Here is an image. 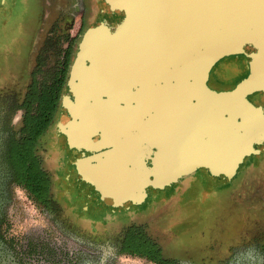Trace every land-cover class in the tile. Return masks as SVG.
Masks as SVG:
<instances>
[{
  "label": "water",
  "instance_id": "water-1",
  "mask_svg": "<svg viewBox=\"0 0 264 264\" xmlns=\"http://www.w3.org/2000/svg\"><path fill=\"white\" fill-rule=\"evenodd\" d=\"M90 2L96 15L81 34L61 109L71 145L77 132L93 152L110 148L87 158L89 170L78 161L92 202L141 204L198 170L230 182L263 154L264 104L249 97L264 95V0ZM225 57L246 60L243 79L212 78ZM109 108L124 125L106 122Z\"/></svg>",
  "mask_w": 264,
  "mask_h": 264
},
{
  "label": "flooded vegetation",
  "instance_id": "flooded-vegetation-1",
  "mask_svg": "<svg viewBox=\"0 0 264 264\" xmlns=\"http://www.w3.org/2000/svg\"><path fill=\"white\" fill-rule=\"evenodd\" d=\"M10 6L15 12L21 11L17 18H20L18 21L22 24V30L26 28V23L29 28L34 26L31 30H25L31 33L27 39L20 37L24 47L21 53L13 51V46L5 41L6 60L1 62L2 69L9 58L11 65L9 70L3 69L0 74V264H117L123 255L159 264L147 257L127 253L124 249L131 235L147 234V228L142 229L144 223L136 221L142 213L138 211L139 206L152 197V200L156 199L152 207L157 208L162 203L163 195L149 193L141 204L131 203L116 209L108 208L104 203L96 205L89 195L94 185L80 174L78 161L91 167L94 163L85 164L87 158L110 148L93 152L83 147L86 142L80 139L77 132L72 135L71 145L65 133L68 126L62 118L61 100L81 34L96 15L90 0H4L5 11L0 7L3 25L8 23L4 19L12 12L8 10ZM29 12H32V25H28ZM13 58H16L15 62ZM45 59L47 62L53 59L49 69L45 67ZM223 59H226V65L220 67L219 61L212 72L216 82H228L235 75L239 76V80L245 77L244 72L249 70L246 60L239 63L231 57ZM36 83L46 84L49 89L54 87L60 99L53 119L32 145L34 158L29 162L30 139L26 129L30 96ZM256 94H260L258 98L264 100L263 94ZM100 133L92 135L91 140H100ZM263 162L264 155L250 163L240 173L239 181L242 182L251 169H258ZM34 167H38L40 173L34 171ZM184 179L165 188L169 194L167 202L172 203L178 187L189 188L191 193L198 192L199 188L208 189L211 195L216 193V186L205 176L199 177L191 185ZM257 187L251 188V192L256 194L253 200L256 198L257 201L249 207L246 218L229 226L230 238L227 234L220 239L217 237V259L200 260L196 258L199 250H193L192 254L186 250L194 256L186 260L166 256L167 260H173L168 264H264V189ZM20 197L29 200L43 216L47 226L52 228L51 233L42 231L41 240H21L16 236L14 227L21 217ZM97 207L106 211H95ZM124 211L127 215H123ZM124 217L132 221L127 226L122 223ZM52 235L62 239H58V244L53 241L57 245L46 247L44 241L51 243ZM19 243H22L20 248ZM35 244L39 248L36 254L32 252ZM184 245L180 246L194 249L198 246Z\"/></svg>",
  "mask_w": 264,
  "mask_h": 264
},
{
  "label": "rangeland",
  "instance_id": "rangeland-1",
  "mask_svg": "<svg viewBox=\"0 0 264 264\" xmlns=\"http://www.w3.org/2000/svg\"><path fill=\"white\" fill-rule=\"evenodd\" d=\"M92 4V3H91ZM2 11L4 10V0L0 5ZM8 10H12L11 6ZM21 11L15 12V9L10 12L4 20L8 23L3 25L4 21L0 20V74L2 70H9L11 65L9 59L6 61V65L2 69L3 60L6 56V42L10 43V46H13V51L16 50L18 53L23 50V40L27 39L31 33L28 34L25 30H31L34 25H32V12L28 13L29 24L32 25L31 28L25 25L26 28L22 30V24L18 21L17 17H20ZM11 19H13V25L11 26ZM28 21V20H27ZM19 22V23H18ZM93 19L90 23L92 24ZM36 25V24H35ZM22 31V33H20ZM20 35V36H19ZM9 46V47H10ZM53 47V46H51ZM21 49V50H20ZM232 58V57H231ZM16 58H13L15 62ZM43 60L45 67L48 69L52 66L53 59ZM235 60V59H233ZM236 61V60H235ZM244 61V60H243ZM226 59L220 60L219 66L226 65ZM238 62V61H237ZM46 63H49L47 65ZM241 63V62H239ZM10 64V65H9ZM47 65V66H46ZM48 72V71H45ZM5 73V72H3ZM246 73V71L244 72ZM220 75V72H217ZM2 77V76H0ZM239 80V76H233L228 82H220L221 84L228 85L231 83L232 79ZM219 83V81L217 80ZM217 86H220L217 84ZM260 94H253L250 96L251 100L259 101L261 104H264V100L258 98ZM264 151L262 155L263 156ZM259 156L254 158L249 157L247 162L239 170L237 176L232 179L230 182L215 183L213 179L204 172V170H198L196 174L191 176L184 177L183 181L190 182L191 185L193 182H196L199 177H207L211 180L212 184L216 186V193L211 195V193L206 188H199L198 192L192 193L189 188L181 189L180 187L176 188L174 194V200L172 203L167 202L169 194L166 189L164 191H155L151 194H162V203L157 207H152V203L156 200H152V197L148 201L139 206V212L141 216L136 221L143 224V228L147 231V235L151 236L153 240L159 243L164 249L166 256L175 259V260H186L189 257L192 258L194 255H191L193 250H199L200 254H197L196 258L203 259H217V237L220 239L223 235H228V230L230 225L233 222L246 218L247 213L250 210L249 207L252 203L256 204L253 200L255 192H251V188L258 186L261 189H264V162L259 166L258 169H251L247 174V177L241 182L240 173L245 170L250 163L254 162ZM257 187V188H258ZM194 189V188H190ZM254 191V190H252ZM200 197V198H199ZM152 200V201H151ZM205 203H203L202 201ZM220 201V202H218ZM257 201V200H256ZM202 202V203H200ZM20 222L17 226L14 227L16 236L21 240L30 239L34 242L41 240L43 237L42 231L50 232V227L47 226L43 216L40 215V212L31 204L29 200L25 197H20ZM146 213V214H144ZM144 214V215H143ZM123 215H127V212L124 211ZM125 220H122V223L127 226L130 224L128 218L124 217ZM158 222V223H157ZM16 224V223H15ZM227 229V230H225ZM224 230V231H223ZM53 232V231H52ZM193 235V236H191ZM47 238V235H45ZM53 239L51 243L49 241H44L47 246L57 245L59 243L58 239L61 240L59 236L55 238L52 235ZM55 241L56 243H54ZM21 242V241H20ZM193 247L195 244L198 246L194 248H182L180 246ZM179 245V246H177ZM22 247V243H19V248ZM188 250L190 253H188ZM32 252L38 253L39 248L35 244L32 248ZM195 258V259H196ZM117 264H153L149 260L123 255L118 259Z\"/></svg>",
  "mask_w": 264,
  "mask_h": 264
},
{
  "label": "trees",
  "instance_id": "trees-1",
  "mask_svg": "<svg viewBox=\"0 0 264 264\" xmlns=\"http://www.w3.org/2000/svg\"><path fill=\"white\" fill-rule=\"evenodd\" d=\"M30 99L31 102L28 108V128L26 129L30 139L29 162L34 158L32 145L35 143L37 137L46 130L50 121L53 119L60 96L59 92L54 90V87L49 89L46 84L39 83L38 85V83H36V85L33 86ZM34 171L40 173L38 167H34ZM124 251L133 255L147 257L159 264H168L170 261H173L166 259L162 246L146 233L131 235L130 239L125 244Z\"/></svg>",
  "mask_w": 264,
  "mask_h": 264
},
{
  "label": "bare ground",
  "instance_id": "bare-ground-1",
  "mask_svg": "<svg viewBox=\"0 0 264 264\" xmlns=\"http://www.w3.org/2000/svg\"><path fill=\"white\" fill-rule=\"evenodd\" d=\"M130 89V88H129ZM116 109V108H115ZM113 110V112H116L117 110ZM91 110H92V106H90L89 107V111L91 112ZM112 111V108L110 109L109 108V110H108V112L105 114V115H107V120H106V122L108 123V124H110V121L112 120L111 118H114L116 121H118V124H120V125H124L123 124V121H122V119L120 118V116L118 115L117 116V114H119V113H112L111 112ZM109 113V114H108ZM85 121V123H86V126H87V128H90V129H92L93 127H95L97 124H98V122H97V119H94L93 117L92 118H88L87 120H84ZM100 123H105V121H103V122H100ZM106 124V123H105ZM125 125H127L128 126V123H126ZM83 131H85V129L83 130ZM82 131V129L80 130V133H82L83 132ZM108 131H109V129H108ZM87 132V131H86ZM89 132H90V130H89ZM80 139L83 141L84 139H85V135L82 133V134H80ZM87 168H88V170L90 169V167H88L87 166Z\"/></svg>",
  "mask_w": 264,
  "mask_h": 264
},
{
  "label": "crops",
  "instance_id": "crops-1",
  "mask_svg": "<svg viewBox=\"0 0 264 264\" xmlns=\"http://www.w3.org/2000/svg\"><path fill=\"white\" fill-rule=\"evenodd\" d=\"M4 60H6V58H4ZM4 60H3V61H4Z\"/></svg>",
  "mask_w": 264,
  "mask_h": 264
}]
</instances>
